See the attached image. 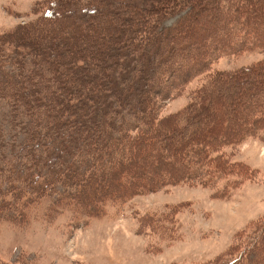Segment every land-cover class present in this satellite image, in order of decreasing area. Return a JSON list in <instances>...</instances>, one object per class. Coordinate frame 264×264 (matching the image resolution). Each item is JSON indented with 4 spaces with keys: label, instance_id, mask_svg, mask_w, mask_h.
<instances>
[{
    "label": "rangeland",
    "instance_id": "374dc122",
    "mask_svg": "<svg viewBox=\"0 0 264 264\" xmlns=\"http://www.w3.org/2000/svg\"><path fill=\"white\" fill-rule=\"evenodd\" d=\"M73 1L78 0H61L62 14L66 16L64 11L72 6ZM120 1L124 3V0ZM127 1H130V7L134 1L139 3L133 7L132 14L130 9L128 13L126 10L119 13V22L117 19L115 24L121 30L119 37L125 39L126 44L135 43L138 55L147 57L151 55V48L154 51L168 42L170 50L173 46L176 48L171 51V59L177 64L173 66L176 72L180 67L184 70L197 58L202 62L212 55L208 69L193 75L186 84L180 81L181 93L161 101L159 118L186 108L208 81H219L227 89L225 83L229 82L228 79L236 82L237 78L247 76L241 87L243 91L248 90L247 93L242 96L217 93V105L209 108L207 115L197 122L202 131L218 132L216 138L228 136V146L219 145L211 156L200 149H191V157L201 170L200 177L195 179L197 182L167 184L157 190L135 194L128 200L112 199L115 201L105 203V210L99 215L86 214L77 199L61 201L59 197L77 193L81 198V195L98 193L99 188L105 189L107 183L113 181L111 175L103 173L102 179L93 183L86 181L91 176L90 169L108 171L105 156L85 153L86 145L69 148L72 155L64 150V154H70L68 164L73 160H83V163L72 169L63 162L53 173L41 168L47 177L57 175L63 183L55 181V191L26 210V223L21 225L12 220V213L9 218L0 220V262L226 264L246 249L245 261L264 264V110L259 113L264 105V77H260L261 83H254V77L236 73L264 60V0H177L181 3L179 5L176 0H169L170 5L165 0V7L164 3L161 4L163 0ZM50 6L56 8V0H0V37L14 30L18 32L17 38L10 40L14 44L5 43V47L12 50L21 42L35 44L33 40H37L38 29L50 24L63 32L65 21L60 24L44 17ZM117 8L126 7L117 4ZM100 26L102 35L107 38V20L101 21ZM122 26L139 28L138 34L143 32L145 37L137 34L134 39L132 33L128 35L122 30ZM115 29L108 32L116 33L118 29ZM165 32L170 33L167 34L169 37ZM173 36L177 38L173 39ZM224 48L233 52L220 53ZM8 61L0 69V121L11 132V114L18 110L13 105L14 100L29 99L33 104L29 91L22 89L20 84H30L26 78L28 72L35 76V84L37 77L44 78L45 73L44 69L39 72L29 62L19 68ZM137 62L140 61L137 59ZM117 68L122 72L119 65ZM62 73L58 90L64 91L58 93L67 97L69 93L66 91L75 85V75L67 72V68ZM37 85L43 92L53 89V83L40 82ZM123 88L124 85H120L121 91ZM99 146L100 141L94 145ZM152 161V157H148L136 166L148 176L147 179L154 176L147 170ZM165 162L159 172L169 170L167 162L174 161ZM70 173H78V178L85 184H68L66 177Z\"/></svg>",
    "mask_w": 264,
    "mask_h": 264
},
{
    "label": "trees",
    "instance_id": "16d2710c",
    "mask_svg": "<svg viewBox=\"0 0 264 264\" xmlns=\"http://www.w3.org/2000/svg\"><path fill=\"white\" fill-rule=\"evenodd\" d=\"M129 3L127 0H124V3L120 0L73 1L72 6L64 11L65 16L59 8L63 2L56 0L58 6H50L44 17L60 24L65 21L67 24L63 32L50 24L46 28L38 29L37 40H33L36 45L21 42L16 44V48H11L12 50L7 49L5 43L14 44L10 40L17 38V30L0 37V69L8 60L12 61V64L8 61L11 65L17 67L29 62L39 72L44 69L45 77H37V84L53 83V89L56 88V92L53 89L43 92L35 84V76L28 72L26 78L30 84L21 83L20 87L29 91L33 104L29 99L14 100L13 105L18 107V110L11 114V132L0 121V220L9 218L12 213V220L21 225L26 223V210L43 196H50L55 191V181L62 182L57 175L47 177L41 168H47L53 173L63 162L68 164L69 156L73 154L69 152V148L78 149L86 145L85 153H102L105 156L108 171L90 169L91 176L86 181L93 183L99 178L102 179L103 173L111 175L113 181L107 183L105 189L99 188L98 193L91 196L85 194L80 198L79 194L71 193L59 199H77L86 214L99 215L105 210V203L128 200L135 194L157 190L167 184L197 182L195 179L200 177L201 170L199 165L196 166V160L191 157V149H200L211 156L218 150L219 145L228 146V136L221 139L219 135L216 138L218 132L202 131L197 122L216 104L217 93H233L235 96L247 93L248 90L241 89L244 77L247 76L237 78L236 82L228 79L229 82L225 83L227 89L222 87L219 81H208V85L201 89V93L197 94L186 108L159 118L161 101L180 94L183 90L182 83H188L193 75L208 69L212 55L205 57L202 62L197 58L194 63L191 62L190 67L184 70L180 67L179 72L173 67L177 66L176 61L171 59V51L176 48L173 46L170 50L168 42L155 49L156 52L151 48V55L147 57L138 55L135 43L128 41L129 44H126L125 39L119 37L121 30L115 24L117 19L119 22V13L130 9L132 14L133 7L139 2L134 1L131 7ZM163 3L165 7V0L161 4ZM117 4L126 8L120 10ZM167 4L170 5L169 0ZM222 5L225 6L220 3V6ZM105 19L107 38L102 35L103 30L99 27V23ZM115 27L118 29L116 33L108 32L110 29L115 31ZM122 27L128 35L132 33L134 39L141 30L136 27H127V30ZM87 28L91 29L87 31ZM168 33L165 32V36ZM138 35L145 37L143 32ZM174 38L177 36H173ZM136 43L139 44V41ZM227 51V48H224L219 52ZM137 59L140 62H137ZM41 65L43 67H40ZM118 65L122 72H119ZM66 68L67 72L75 75V85L66 91L69 93L67 97L58 93L64 91L58 90V87L61 85L62 70L66 71ZM239 72L254 77V83H261L259 79L264 77V60L236 73ZM128 80V84H125ZM210 83L213 85L209 87ZM122 84L124 88L121 91L119 87ZM13 96L14 94L11 97ZM219 98L221 100V97ZM262 110L264 105L259 113H262ZM19 136L22 137L18 138ZM99 141L101 146L94 147ZM64 150L70 154H64ZM148 157H152L153 161L149 163L147 170L154 175L152 179L148 178L149 180L144 172L136 169L138 163ZM171 159L174 162H167L170 165L169 170L159 172L166 164L165 161ZM81 163L83 160H73L68 165L76 169ZM78 177V173H70L66 182L71 185L85 184ZM246 255L245 249L239 257L226 264H250L249 260L245 261Z\"/></svg>",
    "mask_w": 264,
    "mask_h": 264
}]
</instances>
